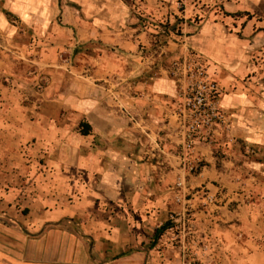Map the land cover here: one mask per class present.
Returning <instances> with one entry per match:
<instances>
[{"label": "rangeland", "instance_id": "374dc122", "mask_svg": "<svg viewBox=\"0 0 264 264\" xmlns=\"http://www.w3.org/2000/svg\"><path fill=\"white\" fill-rule=\"evenodd\" d=\"M53 1L56 7L49 3L23 16L5 12L0 23L4 190L18 179L15 170L30 163L26 158L36 152L30 148L34 141L54 157L61 133L91 139L94 124L106 127L102 116L108 110L119 120L139 117L138 87L146 74L167 70L175 78V125L185 138L189 67L205 66L217 81L205 61L191 48L182 50L181 42L187 27L200 23L199 9L227 7L225 0H123L134 7H57L75 0ZM107 19L123 24L110 26L109 32L101 27ZM128 19L134 29L124 32ZM125 33L134 40L129 48L122 44ZM222 106L226 123L204 127L194 139L213 147L211 162L191 158L194 140L186 138L188 182L182 176V184L160 189L164 204L149 207L156 219L148 223L143 243L151 247L154 264H264V141L237 138L231 114ZM85 123L89 134L82 133ZM36 157L38 163L46 159Z\"/></svg>", "mask_w": 264, "mask_h": 264}, {"label": "crops", "instance_id": "0c3cea01", "mask_svg": "<svg viewBox=\"0 0 264 264\" xmlns=\"http://www.w3.org/2000/svg\"><path fill=\"white\" fill-rule=\"evenodd\" d=\"M49 3L56 7L53 0H0V23L5 12L23 16ZM225 4L199 9L200 23L187 27L182 50L191 48L223 87L231 132L264 141V0ZM132 6L123 0H75L57 7ZM131 23L125 21L124 32L134 29ZM107 24L101 27L123 23ZM133 41L126 33L122 38L126 48ZM138 88L139 117L119 120L108 110L102 116L106 127L93 123L91 139L61 133L54 157L34 141L30 148L36 152L15 170L18 179L9 190L0 174V264H154L151 247L143 243L148 223L156 219L149 207L163 205L159 190L182 184V176L188 182L190 171L184 164L186 138L175 125V78L167 70L146 74ZM192 150L191 158L211 162V145L194 140ZM36 156L46 159L38 163Z\"/></svg>", "mask_w": 264, "mask_h": 264}, {"label": "built area", "instance_id": "2783aa9c", "mask_svg": "<svg viewBox=\"0 0 264 264\" xmlns=\"http://www.w3.org/2000/svg\"><path fill=\"white\" fill-rule=\"evenodd\" d=\"M189 72L191 82L184 97L183 111L188 115L186 138L190 142L196 139L200 129L226 123V113L222 106V88L205 66L197 64L195 69L190 66Z\"/></svg>", "mask_w": 264, "mask_h": 264}, {"label": "trees", "instance_id": "16d2710c", "mask_svg": "<svg viewBox=\"0 0 264 264\" xmlns=\"http://www.w3.org/2000/svg\"><path fill=\"white\" fill-rule=\"evenodd\" d=\"M86 129L82 130L83 134H89L91 131V126L88 123H85Z\"/></svg>", "mask_w": 264, "mask_h": 264}]
</instances>
